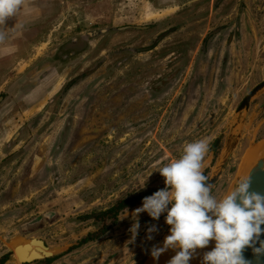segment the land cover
Listing matches in <instances>:
<instances>
[{
    "label": "rangeland",
    "instance_id": "obj_1",
    "mask_svg": "<svg viewBox=\"0 0 264 264\" xmlns=\"http://www.w3.org/2000/svg\"><path fill=\"white\" fill-rule=\"evenodd\" d=\"M31 5L7 20L0 42V264H19L11 252L31 238L58 252L28 264H153L152 247L170 234L166 212L134 217L141 202L115 221L94 216L163 189L154 169L199 139L210 141L203 174L220 173L212 195L244 178V153L264 142V87L238 111L264 81V0ZM222 24L235 39L220 32L202 53ZM80 34L84 48H64Z\"/></svg>",
    "mask_w": 264,
    "mask_h": 264
},
{
    "label": "clouds",
    "instance_id": "obj_2",
    "mask_svg": "<svg viewBox=\"0 0 264 264\" xmlns=\"http://www.w3.org/2000/svg\"><path fill=\"white\" fill-rule=\"evenodd\" d=\"M26 3L27 0H0V42L7 36L3 30L8 28L7 20L15 17ZM209 146L208 138L186 143L179 158L154 169L164 177L165 187L144 197L142 206L133 213L135 217L147 212L154 220L167 213L165 222L170 226V234L165 236L161 246L152 247L154 260L169 249H178L167 264H189L197 249L215 241L212 250L203 254L202 264H249L242 253L264 233L261 227L264 225V195L249 191V179L241 180L221 199L211 194L209 178L203 174ZM151 173L135 190L145 186ZM138 227V223L132 225L133 238ZM148 231H156L155 225ZM147 238L152 239V236ZM259 242L260 247H253L257 254L264 253V240Z\"/></svg>",
    "mask_w": 264,
    "mask_h": 264
},
{
    "label": "water",
    "instance_id": "obj_3",
    "mask_svg": "<svg viewBox=\"0 0 264 264\" xmlns=\"http://www.w3.org/2000/svg\"><path fill=\"white\" fill-rule=\"evenodd\" d=\"M264 87V81L261 82L259 85L254 87L241 101V104L238 108V111L247 108L249 101L251 98L262 88ZM261 157V158H259ZM259 158V159H257ZM256 160L253 162L251 167L249 168V171L246 176H244V179H249L250 181V188L249 191L260 193L261 195H264V155L258 156ZM243 177V176H241ZM216 176H212L208 183L210 185L215 180ZM262 228H264V225H261ZM259 240H264V233H261ZM256 241L255 244L252 247H245L242 255L245 258L246 261L249 262V264H264V253L257 254L253 252V247H260V242ZM37 242L40 244L45 251H42L40 253H34L32 250H30L29 246L30 244H35ZM215 246V243L211 247L210 250ZM209 250V251H210ZM58 252V248H48L44 242L37 238H31L28 242L22 243L14 247L11 254H16L17 260L19 264H28L32 263L34 261L47 259L50 257H53ZM16 262V261H15Z\"/></svg>",
    "mask_w": 264,
    "mask_h": 264
},
{
    "label": "flooded vegetation",
    "instance_id": "obj_4",
    "mask_svg": "<svg viewBox=\"0 0 264 264\" xmlns=\"http://www.w3.org/2000/svg\"><path fill=\"white\" fill-rule=\"evenodd\" d=\"M230 28L231 25L230 24H222L219 26H216L215 28H213V30L211 32H208L207 35L205 36V38L202 40L201 42V52L202 53H207L208 52V47L210 46L211 42L215 39L214 37H216L220 32H225L227 31V42H232L235 38H234V32L233 35L230 34ZM237 28H235L234 31H236ZM79 38H73L69 43L65 44L64 48L67 50H73V51H78L81 50L82 48L85 47V43L87 41V39L89 38L87 36V34H80V36H78ZM139 52V51H138ZM214 176V175H212ZM212 176H208V178L210 179ZM216 178L215 180L212 182L211 187L218 181L219 177H220V173L215 174Z\"/></svg>",
    "mask_w": 264,
    "mask_h": 264
},
{
    "label": "trees",
    "instance_id": "obj_5",
    "mask_svg": "<svg viewBox=\"0 0 264 264\" xmlns=\"http://www.w3.org/2000/svg\"><path fill=\"white\" fill-rule=\"evenodd\" d=\"M155 191L145 192L141 195H134V196H128L122 199L117 200L113 205H111L109 208H107L104 211L98 212L94 218L96 219H104L106 217L113 218L115 221V218L117 217L118 213L121 212L124 209L134 207L135 205L141 203L143 201V198L146 196H150ZM101 216V218H100ZM113 224V222H112ZM108 226H104V229H107ZM89 239V238H87ZM85 241V240H84ZM54 258H47L45 259V263H49ZM2 263V261H0Z\"/></svg>",
    "mask_w": 264,
    "mask_h": 264
},
{
    "label": "bare ground",
    "instance_id": "obj_6",
    "mask_svg": "<svg viewBox=\"0 0 264 264\" xmlns=\"http://www.w3.org/2000/svg\"><path fill=\"white\" fill-rule=\"evenodd\" d=\"M258 144H259V146L256 148H251L250 151L248 152V155L245 157L246 158L245 163L241 166L243 170L247 167L248 162H251L255 157L264 155V142H261ZM223 157H224V155H223ZM213 243H215V241H211L209 243V245L205 248L197 249L196 255L201 257L205 252L209 251V249L213 246ZM29 248L34 253H40L42 251H45L44 248L40 244H38L37 242H35V244H30ZM171 250L172 249L167 250L166 252H164L160 255L158 260L161 264H167V261L174 255L172 253L173 250L172 251Z\"/></svg>",
    "mask_w": 264,
    "mask_h": 264
},
{
    "label": "crops",
    "instance_id": "obj_7",
    "mask_svg": "<svg viewBox=\"0 0 264 264\" xmlns=\"http://www.w3.org/2000/svg\"><path fill=\"white\" fill-rule=\"evenodd\" d=\"M41 2V0H27V5H30V7H28V8H26V9H29V10H33L34 8H33V6L31 5V4H39ZM25 4V5H26ZM22 9V8H21ZM36 9H40V8H36ZM17 16V15H16ZM16 16L15 17H12V18H10V19H12V20H15L16 19ZM6 52H3L2 50H0V58L1 57H3L4 55H6L5 54ZM259 146V144H255V145H253V146H251V147H249L247 150H246V154L244 153V157H242V160H241V163H240V165H239V168H238V173H239V175L240 176H246V174L248 173V171H249V168L251 167V165L253 164V162L256 160V158L257 157H255L251 162H248V164H247V167L243 170L242 169V165L245 163V160H246V156L248 155V152L250 151V149L251 148H256V147H258ZM244 158V159H243ZM214 244V243H213ZM211 249V248H210ZM209 249V250H210ZM170 250V249H169ZM173 250V249H172ZM171 250V251H172ZM176 251H178V249H176V250H173V254L175 255V252ZM196 252H197V250H196ZM196 252L194 253V255H193V258L189 261V264H202V257H203V255L201 256V257H199V256H197L196 255ZM150 259V258H149ZM150 260H152L151 262H153V264H161L160 262H159V260H154L153 259V257H151V259Z\"/></svg>",
    "mask_w": 264,
    "mask_h": 264
}]
</instances>
